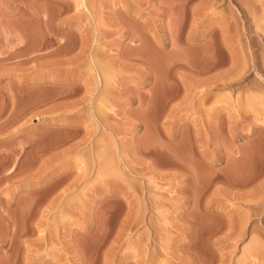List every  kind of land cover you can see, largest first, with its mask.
Here are the masks:
<instances>
[{
	"label": "rangeland",
	"instance_id": "374dc122",
	"mask_svg": "<svg viewBox=\"0 0 264 264\" xmlns=\"http://www.w3.org/2000/svg\"><path fill=\"white\" fill-rule=\"evenodd\" d=\"M0 264H264V0H0Z\"/></svg>",
	"mask_w": 264,
	"mask_h": 264
},
{
	"label": "crops",
	"instance_id": "0c3cea01",
	"mask_svg": "<svg viewBox=\"0 0 264 264\" xmlns=\"http://www.w3.org/2000/svg\"><path fill=\"white\" fill-rule=\"evenodd\" d=\"M256 186H251V195L254 194ZM255 210L251 207V222L255 220Z\"/></svg>",
	"mask_w": 264,
	"mask_h": 264
}]
</instances>
